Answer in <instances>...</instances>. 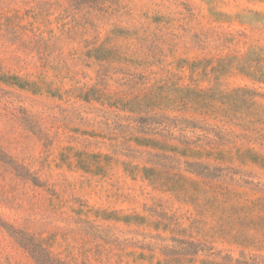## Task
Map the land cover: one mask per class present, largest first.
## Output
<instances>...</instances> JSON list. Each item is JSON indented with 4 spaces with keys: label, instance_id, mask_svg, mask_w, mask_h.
I'll return each instance as SVG.
<instances>
[{
    "label": "rangeland",
    "instance_id": "1",
    "mask_svg": "<svg viewBox=\"0 0 264 264\" xmlns=\"http://www.w3.org/2000/svg\"><path fill=\"white\" fill-rule=\"evenodd\" d=\"M0 264H264V0H0Z\"/></svg>",
    "mask_w": 264,
    "mask_h": 264
}]
</instances>
